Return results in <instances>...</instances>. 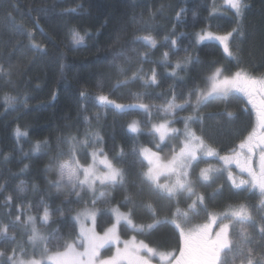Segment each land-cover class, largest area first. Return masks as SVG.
Instances as JSON below:
<instances>
[{
    "label": "trees",
    "instance_id": "obj_1",
    "mask_svg": "<svg viewBox=\"0 0 264 264\" xmlns=\"http://www.w3.org/2000/svg\"><path fill=\"white\" fill-rule=\"evenodd\" d=\"M246 3L248 8L238 21L234 11L221 0H0V68L3 69L0 72V185L5 189L0 192V225H9L8 235L16 238L12 241L0 237V252L5 254L0 262L13 250L17 255L23 250L26 259L33 255L30 233L23 226L25 214L36 217L46 236L59 229L58 236L48 243L50 250H56L64 240L75 238L78 228L73 226L71 217L85 206L91 207L92 197L82 191L81 201L77 202L74 195H69L72 191L69 185L65 183L57 188L48 181L57 179L58 163L70 159L67 141L72 137L84 140L86 132H98L103 143L93 144L90 139L88 155L78 146L76 155L80 164L91 163L93 147H103L110 159L120 147L127 154V162L113 161L125 170L127 191L119 186L104 189L106 196L96 203L98 233L102 234L114 222L108 209L118 207L131 211L137 225L152 224L154 219L161 222L143 232L122 222L119 233L124 239L135 236L158 251H179L182 241L171 221L177 219L186 225L196 220L191 213L188 222L175 215L177 206L182 211L187 209V195H181L177 205L151 192L138 175L146 170V162L140 164L132 150L140 146L156 149V138L149 135L150 126L165 117L157 109L172 99L173 91L178 104H186L189 92L192 96L184 110L167 117L174 121L171 127L183 130V118L192 117L190 127L222 153L236 148L255 127V111L240 93L196 104V90L207 91L206 78L218 68L227 76L238 70L264 74V0H246ZM181 9L185 11L178 21L176 14ZM72 28L84 37L79 45L71 42ZM233 29L242 30L243 36ZM207 31L232 32L233 56L229 57L218 42H198V34ZM137 36L153 37L156 46L134 42ZM171 40L176 41L175 50ZM186 57L192 61L188 70H176L175 64ZM153 69L158 86L145 87L139 77L148 79ZM173 70L183 79L168 75ZM134 73L138 78L131 81ZM125 80L130 82L117 87ZM81 92L85 97H81ZM99 95L117 104H147L152 108L151 117L138 109L119 113L111 105L99 103L95 99ZM5 96L16 97L17 102L9 106ZM132 121L140 122L143 134L137 136L128 131L127 125ZM17 128L27 135L17 137ZM44 140L49 142V147L42 146L40 152L32 155L33 145ZM169 143L179 146V140L165 141L166 145ZM162 147V157H170V147ZM26 164L27 170L22 171ZM20 181L29 186V191L22 195L17 192ZM32 184L38 185V190L32 191ZM9 195L10 209L4 206ZM126 196L131 198V203L125 202ZM240 198L223 194L218 205L214 203L208 210L228 203H243L245 198ZM42 199L52 213L47 227L40 223ZM148 204L151 210L146 207ZM18 208L24 214L20 215L21 223L13 227L10 221L18 214ZM57 208L63 210V216Z\"/></svg>",
    "mask_w": 264,
    "mask_h": 264
},
{
    "label": "snow or ice",
    "instance_id": "obj_2",
    "mask_svg": "<svg viewBox=\"0 0 264 264\" xmlns=\"http://www.w3.org/2000/svg\"><path fill=\"white\" fill-rule=\"evenodd\" d=\"M227 5L234 9V14L238 21L242 20L245 11L248 8L246 0H226ZM163 5H161V12ZM70 12L75 11L69 10ZM185 9H181L176 14V19L179 21L181 13ZM155 15V14H150ZM238 35L243 36V31L240 29H233ZM71 42L74 45H79L83 42L84 37L75 28L70 29ZM183 35V34H181ZM232 36L229 32L225 36H216L211 32L198 34V42L205 39L217 40L223 44L224 52L229 56H233L230 50L228 40ZM168 40V37H165ZM135 41H143L151 47L156 46V40L151 36H137ZM173 50H175L176 41H170ZM165 61L168 59V53L163 54ZM191 58L186 57L182 62L175 64L176 70L187 71L188 65L191 64ZM167 66V65H165ZM176 70H173L170 75L173 78L183 79L178 77ZM0 72L3 69L0 68ZM123 73L124 69L121 68ZM222 69H216L210 77L206 78L208 84L207 91H197L196 104L199 105L201 101H207L209 98H216L217 96H227L230 92L242 93L247 98V103L251 105V110L255 111L256 127H254L248 135L243 138L236 148H233L226 155H220L210 144L206 142L202 135H198L191 127L190 121L192 117L183 118V130L171 127L173 120L167 119L168 116H174L178 110H184L191 100L192 93L189 92V100L186 104L176 103V96L173 91L172 99L167 102L165 106L157 109L163 112L165 117L158 123H152L150 126L149 135L156 138L155 148L140 146L132 150V155L139 158V163L145 165L146 170H142L138 175L142 178V182L146 184L151 192L156 195L163 196L166 199L173 200L179 205V197L187 194V199L191 202L187 204V210L182 211L178 206L175 215L183 218L185 222L190 220V213L193 216H199L204 212L208 218V222L204 224L194 225L187 230L175 219L171 221L179 230V236L182 241V247L179 249V255L176 253H158L154 248L150 247L143 240L137 241L135 236L131 239L121 240L119 235V226L123 222L127 227L133 230L144 231L145 228L153 229L156 225L161 223L154 219V223L148 225H137L132 219V213H122L118 207H112L108 211L114 217V223L107 228L103 234H100L95 229L96 216L99 212L96 203L101 198L106 196V191L101 189H114L116 187H124L127 191L126 173L124 168L118 167L113 161L125 163L126 153L123 147L114 157L109 158L108 154L103 148L91 152V163L87 166L80 164L76 155L77 147L85 150V155H88L87 149L91 146L89 140L93 144L99 142L103 143V138L98 132H86L85 139L77 141L76 137H72L67 143L70 145L68 155L70 159L58 163L57 179L55 181H48L50 186L59 188L62 184H67L72 191L69 195H74L77 202L81 201V192L86 191L91 195V207L85 206L83 209L76 212L71 217L73 226L78 228V232L74 239L64 240V242L56 248L50 250L48 243L50 240L56 238L59 234V229H55L47 236L42 233L36 226V217L26 215L24 221V228L30 233L29 241L34 246V253L27 259L25 258L23 250L20 255L13 250L10 255L0 264H152V256H159L161 261H167L168 264H235V261L240 257V264H264V252L257 255L250 246L252 243V236L248 231L249 228L256 230L261 241H264V76L255 77L243 70H238L231 76L222 75ZM134 73L131 81L137 79ZM145 87L158 86L157 73L155 69L151 71L148 79H143ZM130 81L125 80L122 84L118 83L117 87L126 86ZM81 97H85V93H80ZM9 106L17 102L16 97L5 96ZM95 99L105 105H111L119 113H125L128 110H141L146 116L151 117L152 108L144 103L136 104H117L110 101L105 95H99ZM24 103L26 104V98ZM231 117L232 113H228ZM85 117V122H87ZM99 119V117H97ZM200 118L197 117V120ZM128 131L133 134H143L139 121H132L127 125ZM17 137L26 136L19 128L16 130ZM182 137V138H181ZM179 140V146L176 144H165V141ZM170 147L171 156L162 157L161 152L163 147ZM48 148L49 142L37 141L32 148V155L40 152L41 147ZM63 155V153H60ZM25 156H28L25 153ZM7 159V157H5ZM210 160H218L222 162L221 168H213L209 164L208 167L199 168L201 163H209ZM55 162V161H54ZM238 169L240 178L233 173L232 166ZM102 166V167H101ZM28 165L24 166L22 171H26ZM199 168L196 174V179L205 187H211L216 183L218 174H226V178L230 181V186L236 190V194L249 193V195H256L258 203L252 205L251 208L247 204L229 205L223 212L213 213L209 212L205 203V196L202 193L194 191L193 171ZM246 174L247 179L243 178ZM164 182H161V178ZM223 186L220 185L209 198L214 199L217 194L222 191ZM5 189L0 185V192ZM31 190H38V185L32 184ZM29 191V186L25 181H20L17 186L18 194H24ZM192 197H195L194 199ZM12 197H5V207H11ZM126 203H131L129 196L125 197ZM43 215L40 217L41 225L47 227L50 220H52V213L49 210V205L45 200L40 201ZM150 210L151 204L146 205ZM252 209H255L259 214V220L254 218ZM60 216H63L61 208L56 209ZM17 215L10 221L11 225L15 227L20 224V209H17ZM11 215V212L8 213ZM155 217L154 210L152 211ZM89 224L91 226H89ZM213 227L217 230L213 231ZM9 225H0V237L4 239L15 241V236L8 235ZM122 245V247H121ZM36 246L40 247L39 258L35 254ZM264 249V244H261ZM114 249L111 255H102L107 250ZM4 253L0 252V257H4Z\"/></svg>",
    "mask_w": 264,
    "mask_h": 264
},
{
    "label": "rangeland",
    "instance_id": "obj_3",
    "mask_svg": "<svg viewBox=\"0 0 264 264\" xmlns=\"http://www.w3.org/2000/svg\"><path fill=\"white\" fill-rule=\"evenodd\" d=\"M222 1V4L223 5H225V6H227V7H229L228 5H227V3H226V0H221ZM230 8V7H229ZM231 9V8H230ZM233 11H234V9H232ZM208 32H211V33H213L214 35H216V36H225V35H227L228 33H220V32H217V31H207L206 33H208ZM204 41H215V42H218L221 46H222V48L224 49V47H223V44L222 43H220L219 41H217V40H209V39H205ZM201 42H203V41H201ZM228 45H229V48H230V50H231V37L229 38V40H228ZM245 72V71H244ZM246 73H248V74H250V75H252V76H255V77H261V76H264V74H261V75H258V74H252V73H250V72H246ZM231 76V75H230ZM231 93H238V92H230L229 94H231ZM240 94H242V93H240ZM243 95V94H242ZM244 96V95H243ZM247 99V98H246ZM255 127H256V123H255ZM194 130V129H193ZM195 131V130H194ZM196 132V131H195ZM197 133V132H196ZM198 134V133H197ZM199 135V134H198ZM209 144V143H208ZM211 145V144H210ZM212 146V145H211ZM143 147H147V148H151L153 151H155L156 149H154V148H152V147H150V146H143ZM217 152H219L220 153V155H226V154H228V153H222L221 151H219L217 148H215L214 146H212ZM103 148V147H102ZM94 150H98V148L97 147H93L92 149H91V152L92 151H94ZM161 156H162V153H161ZM110 158V157H109ZM146 162V161H145ZM87 164H89V163H87ZM209 164L211 165V167H213V168H221L222 167V162L221 161H218V160H210L209 161V163H201L200 165H199V168H204V167H208L209 166ZM85 166H87V165H85ZM118 166V165H117ZM102 167V166H101ZM119 167V166H118ZM199 168H196V169H194V171H193V180H194V185H193V187L195 188V192H198V193H202V194H204V196H205V203H206V205H207V207L208 206H210V205H213L214 203L216 204V205H218V199H220L221 197H222V195L223 194H227V195H229V197H233V198H236V199H238V200H241V198L240 197H243V199L245 198V201L242 203V202H237L236 204H230V203H228V204H226V205H224V206H218V207H215L213 210H209V212H213V213H220V212H223L229 205H233V206H235V205H239V204H247L250 208H251V206L252 205H255V204H257L258 203V197L256 196V195H249V193H242V194H240V195H237V194H235V190L233 191V188L230 186V181L226 178V174H223V173H221V174H218V176H217V178H216V183H214V184H212V186L211 187H205V186H203L202 184H201V182L199 181V180H197L196 179V174L198 173V171H199ZM232 171H233V173L234 174H236L237 175V178L239 179L240 178V174H239V171H238V169L235 167V165H233L232 166ZM243 178H245V179H247V176H246V174L244 175V177ZM161 182L163 183L164 182V178L162 177L161 178ZM220 185H222L223 186V188H222V191H220V193L219 194H217L216 196H215V198L214 199H211V198H209L210 197V195L214 192V191H216V189L220 186ZM104 190V189H103ZM234 194H235V196H234ZM185 195H187L186 193H185ZM193 199L195 198V197H192ZM191 201L188 199V201H187V204L188 203H190ZM97 209H98V206L96 205L95 206ZM209 208V207H208ZM122 213H128L127 211H124V210H122V209H119ZM185 210H187V209H185ZM252 211H253V216H254V218H256L257 220H259V214L256 212V210L255 209H252ZM96 218H97V216H96ZM194 218H196V220L195 221H197V222H195V221H193V220H190L189 221V223L188 224H186V225H184V224H182L181 222H179L177 219H175L178 223H180L181 225H182V227H184L185 228V230H187L188 228H190V227H192V226H194V225H198V224H204V223H207L208 222V218H207V216L205 215V213L204 212H201L200 213V215L199 216H195ZM114 223V222H113ZM112 223V224H113ZM122 223V222H121ZM112 224L109 226V227H111L112 226ZM121 225V224H120ZM36 226H37V228L42 232V233H44L45 234V231L43 230V228H40L39 226H38V224L36 223ZM89 226H91L90 224H89ZM108 227V228H109ZM119 228H120V226H119ZM95 229H96V231H97V227H96V224H95ZM215 230H217L215 227H213V231H215ZM248 231L250 232V234H251V236H252V243H251V247H252V249L256 252V254L257 255H260L261 254V252H264V249H262L261 248V244H264V241H261L260 240V237H259V235L257 234V232H256V230L255 229H253V228H249L248 229ZM98 232V231H97ZM103 234V233H102ZM132 234H135V232H132ZM119 235H120V233H119ZM120 237H121V240H127V239H124L121 235H120ZM137 239V238H136ZM140 240H142V239H137V241H140ZM145 243H146V241H144ZM147 244V243H146ZM149 245V244H148ZM150 247H152V248H154L153 246H151V245H149ZM183 246V245H182ZM121 247H122V245H121ZM34 248V247H33ZM155 249V248H154ZM35 250H36V252H37V258H39V254H40V247L39 246H36V248H35ZM156 250V249H155ZM158 253H171V252H163V251H158V250H156ZM112 252H114V249H112L111 251H107V250H105L103 253H102V255H111L112 254ZM174 253H176V255L178 256L179 255V251L178 252H174ZM151 259H152V264H168V262L167 261H161L160 260V258H159V256L157 255V256H152L151 257ZM240 257H238L237 259H236V261H235V264H240Z\"/></svg>",
    "mask_w": 264,
    "mask_h": 264
},
{
    "label": "bare ground",
    "instance_id": "obj_4",
    "mask_svg": "<svg viewBox=\"0 0 264 264\" xmlns=\"http://www.w3.org/2000/svg\"><path fill=\"white\" fill-rule=\"evenodd\" d=\"M140 168V167H139Z\"/></svg>",
    "mask_w": 264,
    "mask_h": 264
}]
</instances>
